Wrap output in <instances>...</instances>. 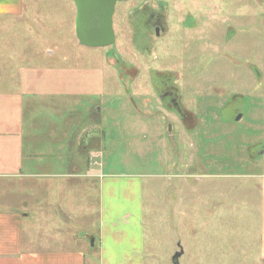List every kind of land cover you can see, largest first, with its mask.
<instances>
[{
    "label": "rangeland",
    "instance_id": "1",
    "mask_svg": "<svg viewBox=\"0 0 264 264\" xmlns=\"http://www.w3.org/2000/svg\"><path fill=\"white\" fill-rule=\"evenodd\" d=\"M144 1L166 26L149 41L126 13ZM22 2L0 16L1 206L30 214L33 245L81 232L97 255L99 210L140 205L146 264H264V0L120 1L104 47L78 43L72 0ZM55 165L79 180L51 184ZM49 187L71 220L47 231Z\"/></svg>",
    "mask_w": 264,
    "mask_h": 264
},
{
    "label": "crops",
    "instance_id": "2",
    "mask_svg": "<svg viewBox=\"0 0 264 264\" xmlns=\"http://www.w3.org/2000/svg\"><path fill=\"white\" fill-rule=\"evenodd\" d=\"M23 0H0V16L15 15L21 12L23 8ZM1 130V118H0ZM61 136L63 132L61 131ZM1 139V131H0ZM62 140V139H61ZM63 141V140H62ZM60 143V141H59ZM1 153V143H0ZM1 161V155H0ZM56 167V168H55ZM58 166H54L48 178L51 184L55 185L56 181L65 180V183H76L79 178L71 175L65 176L64 171H56ZM73 180H70V179ZM48 181V179H47ZM49 184V182H48ZM105 180L102 179L99 186V198L101 204V196L103 197V187ZM74 186V185H72ZM108 187V186H107ZM62 188L63 193H77L79 195L85 193L84 189L79 187ZM108 190L115 193V189L108 187ZM48 203L46 206L34 209L36 215H40L41 222H44L47 231L53 226V222L59 220L61 223L70 222L69 216L65 209H58L53 204L55 200V191L47 190ZM130 192L128 189L118 190L117 196L128 198ZM66 198V197H65ZM29 213H20L16 208L9 207L5 209L1 206V172H0V264H146L143 254V230L141 207L134 210H125L120 214L113 215L109 213H100V217L106 220L102 221L99 228L98 236L100 238V247L97 249V255L87 251L84 241V234L79 232L71 237H63L65 233L59 232V236L48 234L45 243H75L72 247H62V249H47L35 246V243H41L37 237L38 229L36 224L27 223ZM26 219V220H25ZM39 221V218H37ZM30 225L27 231V225ZM60 231V227H56L53 231ZM72 241V242H70ZM77 243V244H76ZM35 244V245H33ZM97 248V247H96ZM93 250V249H92Z\"/></svg>",
    "mask_w": 264,
    "mask_h": 264
},
{
    "label": "water",
    "instance_id": "3",
    "mask_svg": "<svg viewBox=\"0 0 264 264\" xmlns=\"http://www.w3.org/2000/svg\"><path fill=\"white\" fill-rule=\"evenodd\" d=\"M117 1L122 0H72L75 6V37L78 43L87 47H104L114 42L112 15ZM98 20L99 26H94ZM92 27L86 30V27ZM91 31V32H90ZM182 249L174 252L172 264H179Z\"/></svg>",
    "mask_w": 264,
    "mask_h": 264
},
{
    "label": "flooded vegetation",
    "instance_id": "4",
    "mask_svg": "<svg viewBox=\"0 0 264 264\" xmlns=\"http://www.w3.org/2000/svg\"><path fill=\"white\" fill-rule=\"evenodd\" d=\"M122 1H126V0H122ZM117 2H120V1H117ZM117 2L115 3V6H114V10H115V8H116V4H117ZM147 1H144L143 3H142V5H139V6H137V7H134V9L133 10H126V13H127V15H128V17L132 14V16H134L135 15V17H137V18H139V20H141L142 19V22H141V25H142V30L140 31L142 34H143V36H144V40L145 41H149V39H150V35H149V33L146 31V25H147V27L148 28H150L153 32H154V34L156 35V36H158L159 34H161V33H163L164 31H165V29H166V26H165V24H164V20L162 19V18H160L159 16H157V15H154L153 13H152V16L151 15H149V17H147V19L145 20L144 19V13H147L148 11H144V6H145V3H146ZM148 3V2H147ZM156 4L158 5V6H160V7H164V3H163V1H157L156 2ZM127 6V5H126ZM146 8H149L148 6H146ZM114 13L115 12H113V15H112V17L114 16ZM151 14V13H150ZM139 16V17H138ZM155 16H157V17H155ZM187 18H189L188 20L190 21L191 20V16L189 15V16H187ZM190 22H192V21H190ZM99 26V23H98V20H95L94 21V26L93 27H98ZM113 27V26H112ZM91 26L90 27H86V30L88 31V29H90L91 30ZM91 32V31H90ZM113 32H114V30H113ZM114 40H115V35H114ZM87 47V46H86ZM163 95H164V98H166V99H168V100H170L171 102H172V104H173V107L176 109V111H178V104H177V101H175V98L173 97V93L171 92V91H168V90H166V91H164V93H163ZM228 108V104H227V102H226V104L222 107V109L223 110H225V109H227ZM242 113V112H241ZM241 113H238V115H236L235 117H234V119L235 120H238L240 117H241ZM255 144H257V145H255ZM261 145L259 144V143H252L251 145H248V148H246V152L249 154V156H251L252 155V157H255V154L253 153V151H252V149H259V148H261L260 147ZM259 147V148H258ZM258 153L259 154H264V150H259L258 151ZM254 154V155H253Z\"/></svg>",
    "mask_w": 264,
    "mask_h": 264
}]
</instances>
